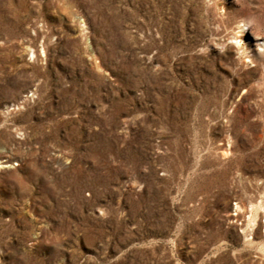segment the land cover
I'll return each mask as SVG.
<instances>
[{"label": "rangeland", "instance_id": "rangeland-1", "mask_svg": "<svg viewBox=\"0 0 264 264\" xmlns=\"http://www.w3.org/2000/svg\"><path fill=\"white\" fill-rule=\"evenodd\" d=\"M0 264H264V0H0Z\"/></svg>", "mask_w": 264, "mask_h": 264}, {"label": "bare ground", "instance_id": "bare-ground-1", "mask_svg": "<svg viewBox=\"0 0 264 264\" xmlns=\"http://www.w3.org/2000/svg\"><path fill=\"white\" fill-rule=\"evenodd\" d=\"M240 23H241V22H240ZM240 23H239V24H240Z\"/></svg>", "mask_w": 264, "mask_h": 264}]
</instances>
